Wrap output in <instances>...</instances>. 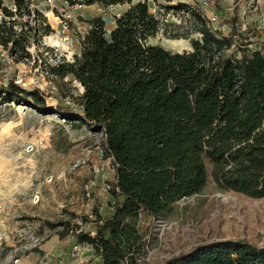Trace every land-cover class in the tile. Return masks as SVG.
I'll return each instance as SVG.
<instances>
[{"label": "trees", "instance_id": "obj_1", "mask_svg": "<svg viewBox=\"0 0 264 264\" xmlns=\"http://www.w3.org/2000/svg\"><path fill=\"white\" fill-rule=\"evenodd\" d=\"M10 1L0 0V47L18 62L30 58L29 47L38 48L53 29L34 0ZM64 1L126 5L109 30L101 17L89 18L79 54L48 66L51 75L80 84L76 108L50 109L38 89L14 80L0 82V103L51 110L103 135V156L113 168L106 185L110 216L98 218L93 233L70 221L46 223L89 244L103 264H138L146 245L135 227L139 215L150 223L178 200L200 193L210 176L218 182L264 158V45L250 47L253 33L242 31L234 15L225 31L215 30L187 3L160 4L188 13L184 29L164 23L149 0ZM158 32L199 37L189 38V51L173 52L149 42ZM163 264H264V237L198 245Z\"/></svg>", "mask_w": 264, "mask_h": 264}, {"label": "rangeland", "instance_id": "obj_2", "mask_svg": "<svg viewBox=\"0 0 264 264\" xmlns=\"http://www.w3.org/2000/svg\"><path fill=\"white\" fill-rule=\"evenodd\" d=\"M165 2L187 3L203 16L213 12L227 26L233 14L238 27L257 35L256 43L264 45V0H214L209 8L201 7L199 0H149L150 11L164 23H181L185 29L188 13L166 11L160 5ZM33 4L53 30L42 37L38 48L29 47L31 56L23 61H13L0 47V82L14 80L26 89H38L50 109L56 105L75 109L73 97L82 87L70 76L51 75L48 66L79 54L89 18L101 17L109 30L114 15L126 5L76 7L64 0ZM191 37L199 35L168 38L158 32L149 42L182 52L191 49ZM72 123L51 110L0 103V264H103L89 244L77 243L70 231L62 236V226L49 228L46 223L70 221L93 233L98 218L112 212L106 185L113 168L103 156V135L84 122ZM135 227L146 244L138 264H163L214 241L260 240L264 158L233 176L221 175L218 182L210 176L200 193L178 200L150 223L139 215Z\"/></svg>", "mask_w": 264, "mask_h": 264}, {"label": "built area", "instance_id": "obj_3", "mask_svg": "<svg viewBox=\"0 0 264 264\" xmlns=\"http://www.w3.org/2000/svg\"><path fill=\"white\" fill-rule=\"evenodd\" d=\"M214 0H199V5L203 8H209ZM76 7L83 6L81 4H74ZM111 7V6H108ZM207 21V25L215 30H224L226 27H228L225 24L221 23V20L213 13L210 12L206 16H204Z\"/></svg>", "mask_w": 264, "mask_h": 264}, {"label": "crops", "instance_id": "obj_4", "mask_svg": "<svg viewBox=\"0 0 264 264\" xmlns=\"http://www.w3.org/2000/svg\"><path fill=\"white\" fill-rule=\"evenodd\" d=\"M228 14H231V13H228ZM230 16H233V14H231ZM259 40V38L257 37V35H254L253 34V38L251 39L252 40V43L250 44V47H254V48H258L260 47L261 45L257 44L255 40Z\"/></svg>", "mask_w": 264, "mask_h": 264}]
</instances>
